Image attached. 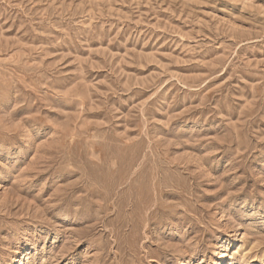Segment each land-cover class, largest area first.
Here are the masks:
<instances>
[{
	"label": "rangeland",
	"instance_id": "1",
	"mask_svg": "<svg viewBox=\"0 0 264 264\" xmlns=\"http://www.w3.org/2000/svg\"><path fill=\"white\" fill-rule=\"evenodd\" d=\"M220 262L264 264V0H0V264Z\"/></svg>",
	"mask_w": 264,
	"mask_h": 264
},
{
	"label": "bare ground",
	"instance_id": "2",
	"mask_svg": "<svg viewBox=\"0 0 264 264\" xmlns=\"http://www.w3.org/2000/svg\"><path fill=\"white\" fill-rule=\"evenodd\" d=\"M221 262H223V260H221ZM221 262H220V263H221ZM221 264H222V263H221Z\"/></svg>",
	"mask_w": 264,
	"mask_h": 264
}]
</instances>
